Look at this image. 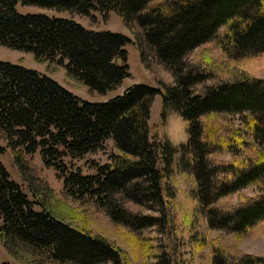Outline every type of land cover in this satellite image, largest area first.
<instances>
[{"label": "trees", "instance_id": "obj_1", "mask_svg": "<svg viewBox=\"0 0 264 264\" xmlns=\"http://www.w3.org/2000/svg\"><path fill=\"white\" fill-rule=\"evenodd\" d=\"M18 2L91 19L94 10L105 18L114 11L132 36L89 28L73 18L21 13ZM129 42L146 69L152 62L164 66L172 83L152 78L153 84L134 83L120 94L91 101L46 73L0 59V138L37 198H29L0 157V240L15 261L125 264L112 241L77 229L48 209L54 192L30 156L37 150L63 178L67 195L93 200L135 237H145L138 231L147 226L174 229L168 222L176 202L167 178L176 147L159 136L157 124H149L158 93L163 125L172 112L187 124L180 165L195 186L196 215L203 211L211 227L228 233L254 229L264 234V77L241 61L264 54V0H0V44L30 51L52 67L64 65L94 97H106L130 75ZM213 46L222 49L217 56L210 53ZM222 113L240 114L243 125L212 121ZM107 139L117 152L95 173L69 169L64 162L65 156L80 157ZM4 148L0 145V155ZM215 152H228L233 159L215 160ZM250 184L260 188L258 193L237 203L225 200ZM134 204L151 212L143 214ZM225 240L209 243L214 264H264V255ZM164 261L176 264L169 252Z\"/></svg>", "mask_w": 264, "mask_h": 264}, {"label": "rangeland", "instance_id": "obj_2", "mask_svg": "<svg viewBox=\"0 0 264 264\" xmlns=\"http://www.w3.org/2000/svg\"><path fill=\"white\" fill-rule=\"evenodd\" d=\"M16 8L21 13H46L53 16L73 18L89 28L121 32L132 36L130 30L124 25L121 17L114 11H111L108 16L106 15L107 18H105L101 12L94 10L91 13L95 17L91 19L88 15L70 13L67 10L57 11L55 9L33 4H22L21 2L16 4ZM209 46L210 44L207 46V50ZM125 49L128 54L127 61L130 66V76L123 78L117 89L109 91L106 97L101 98L92 96L88 93L85 85L78 83L72 77L68 76L65 72L64 65L52 67L46 61L39 62L30 51L11 48L0 44V59L21 63L26 67L46 73L76 95L91 101L105 100L120 94L128 86L136 82L153 84L152 78L172 83L174 80L173 76L164 66L152 62V69H146L140 61L138 48L134 43H126ZM198 50V48L193 50L190 56H196ZM210 50L213 56H217L222 49L213 46L210 47ZM241 61L249 68H256V72L259 73L261 77H264V54L250 56ZM207 83L211 84V81L209 80ZM161 112L162 96L158 93L155 95L151 106L149 124L152 127L157 124V126H159V136L163 139H168L176 147L172 172L170 176H168L167 181L174 192L172 198L176 202V205L169 211L168 225L173 224L177 229L174 227V229L168 233L169 227L161 231L158 229L157 225L147 226L138 231L139 234H145V237H135L130 231L123 227L122 224L112 221V219L105 214L104 210L97 207L93 200L85 199L83 202H79L67 195L63 184V178L57 174L54 167L44 164L40 150H37L30 156L33 163L54 192V197L50 200L51 202L47 203L48 209H50L55 216L70 223L73 227L88 231L94 235H102L112 241L115 246L122 251L125 264H165L164 256H167L168 252L172 254L174 263L176 264H214L213 258H211L212 253L209 243L217 244L222 242L223 239H226V242L236 244L247 253L264 255V234L257 233L254 229H249L241 233H228L223 229H218L214 226L211 227L203 211H198L199 214L196 215L195 210L199 205V200L194 194L195 186L189 182L188 174L184 172V169L180 165V148L188 141L186 121L181 114L172 112L168 115L166 123L163 125ZM212 121L219 122L225 126L226 123L235 126L243 125L240 114L222 113L214 115ZM0 145L5 147L0 157L10 172L11 178L21 185L23 191L30 199L37 200V198L32 195L28 181L23 178L15 164L13 153L10 151L7 143L1 138ZM111 152H117V150L113 145L112 139H107L101 147L94 151L87 152L80 157L65 156L63 160L69 169L75 170V168H79L84 174H93L97 171L98 165L107 162ZM213 155L215 160L222 159L230 162L233 159L232 155L228 152H215ZM163 165L164 164L161 163L160 167ZM164 180L166 181V179ZM259 190L260 188L256 185L250 184L238 192L225 196V200L237 203L240 202L244 196L254 195L258 193ZM35 207L36 209L41 208L38 204H35ZM133 207L137 211H142L143 214L151 212V209L142 205L134 204ZM154 213L159 214L158 211ZM175 234H177L176 239L174 238ZM175 240H177V245H173ZM199 240H201V242ZM197 246L199 247V251L194 249ZM3 262L22 264L15 261L8 254L0 240V264Z\"/></svg>", "mask_w": 264, "mask_h": 264}]
</instances>
